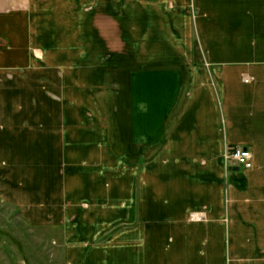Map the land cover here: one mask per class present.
I'll list each match as a JSON object with an SVG mask.
<instances>
[{"label": "crops", "instance_id": "1", "mask_svg": "<svg viewBox=\"0 0 264 264\" xmlns=\"http://www.w3.org/2000/svg\"><path fill=\"white\" fill-rule=\"evenodd\" d=\"M0 198L73 264H264V0H0Z\"/></svg>", "mask_w": 264, "mask_h": 264}, {"label": "rangeland", "instance_id": "2", "mask_svg": "<svg viewBox=\"0 0 264 264\" xmlns=\"http://www.w3.org/2000/svg\"><path fill=\"white\" fill-rule=\"evenodd\" d=\"M103 94L97 95V98L102 97L100 101H103ZM116 96L117 101H120L119 94ZM103 112V117L116 118L115 112L112 110L104 108ZM110 128L113 131L117 129L116 126H109L108 129L110 130ZM190 217L192 218L193 214ZM228 224L226 222V225ZM65 228L64 225L58 224L30 223L25 220L16 204L0 198V264H73L74 257L79 255H74L68 249L71 245L70 242L77 240L68 237ZM85 240L88 245L89 238ZM258 248L260 253L254 260L264 261V247ZM239 256L241 255L238 254ZM231 257L226 237L225 264H232ZM237 261L240 263L242 260L237 259ZM243 264H249V262Z\"/></svg>", "mask_w": 264, "mask_h": 264}, {"label": "built area", "instance_id": "3", "mask_svg": "<svg viewBox=\"0 0 264 264\" xmlns=\"http://www.w3.org/2000/svg\"><path fill=\"white\" fill-rule=\"evenodd\" d=\"M252 150L248 146L229 145L225 148L223 163L226 169L233 166L248 168L252 165Z\"/></svg>", "mask_w": 264, "mask_h": 264}, {"label": "water", "instance_id": "4", "mask_svg": "<svg viewBox=\"0 0 264 264\" xmlns=\"http://www.w3.org/2000/svg\"><path fill=\"white\" fill-rule=\"evenodd\" d=\"M235 168H238V167H235Z\"/></svg>", "mask_w": 264, "mask_h": 264}]
</instances>
